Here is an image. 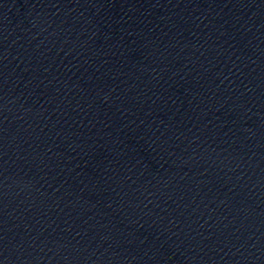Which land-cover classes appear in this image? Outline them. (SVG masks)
<instances>
[{
    "label": "water",
    "instance_id": "1",
    "mask_svg": "<svg viewBox=\"0 0 264 264\" xmlns=\"http://www.w3.org/2000/svg\"><path fill=\"white\" fill-rule=\"evenodd\" d=\"M165 1H203V2H264V0H165Z\"/></svg>",
    "mask_w": 264,
    "mask_h": 264
}]
</instances>
